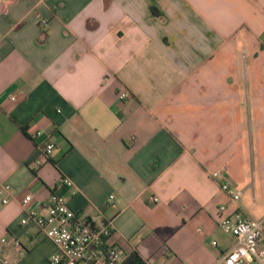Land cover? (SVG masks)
<instances>
[{
    "label": "crops",
    "instance_id": "obj_1",
    "mask_svg": "<svg viewBox=\"0 0 264 264\" xmlns=\"http://www.w3.org/2000/svg\"><path fill=\"white\" fill-rule=\"evenodd\" d=\"M52 194L146 264H213L220 205L264 219V0H0V264H49Z\"/></svg>",
    "mask_w": 264,
    "mask_h": 264
},
{
    "label": "built area",
    "instance_id": "obj_2",
    "mask_svg": "<svg viewBox=\"0 0 264 264\" xmlns=\"http://www.w3.org/2000/svg\"><path fill=\"white\" fill-rule=\"evenodd\" d=\"M127 96L128 92L120 89L117 101L121 103ZM11 99L15 100V96H11ZM54 147L53 142L46 143L39 155L33 159V164L40 166L46 163ZM212 175L218 177L219 173L213 172ZM63 181L71 184L67 179ZM220 188L233 202L240 199L241 192L233 190L228 182H221ZM3 189L8 191L10 187L3 185ZM30 199L31 195H26L23 199L24 204ZM150 200L156 201L157 198L151 197ZM2 202L7 203V199L3 198ZM225 210V205L218 208L219 226L223 232L234 238V244L218 254L213 264H264V219L228 216L224 214ZM29 217L54 243L55 248L49 257V264H120L124 260L120 250L106 245L105 240L110 235L109 223L98 221L94 228L90 223L75 218L63 196L52 194L46 213L38 214L32 210ZM26 220L24 218L21 221L25 223ZM4 243L6 239L0 238V244ZM12 243L16 248H20L18 240L13 239ZM212 245H216V242L212 241Z\"/></svg>",
    "mask_w": 264,
    "mask_h": 264
},
{
    "label": "rangeland",
    "instance_id": "obj_3",
    "mask_svg": "<svg viewBox=\"0 0 264 264\" xmlns=\"http://www.w3.org/2000/svg\"><path fill=\"white\" fill-rule=\"evenodd\" d=\"M250 192L248 191V194L246 195V197L244 198V201H245V203L248 205V207H249V211H250V213H251V215L253 216V217H257V215H259V214H261L262 212H263V208H262V206H261V204H260V202H261V199H260V197L257 195V193L255 192L254 194H255V196L256 197H254L255 199H256V203H257V206L256 207H251V197L252 196H250V194H249ZM249 196H250V198H249ZM264 205V204H263ZM255 219H258V218H255Z\"/></svg>",
    "mask_w": 264,
    "mask_h": 264
},
{
    "label": "trees",
    "instance_id": "obj_4",
    "mask_svg": "<svg viewBox=\"0 0 264 264\" xmlns=\"http://www.w3.org/2000/svg\"><path fill=\"white\" fill-rule=\"evenodd\" d=\"M120 264H146V262L136 252H131Z\"/></svg>",
    "mask_w": 264,
    "mask_h": 264
}]
</instances>
